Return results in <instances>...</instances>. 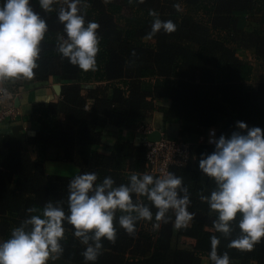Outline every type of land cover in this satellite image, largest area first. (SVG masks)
<instances>
[{
  "label": "trees",
  "instance_id": "1",
  "mask_svg": "<svg viewBox=\"0 0 264 264\" xmlns=\"http://www.w3.org/2000/svg\"><path fill=\"white\" fill-rule=\"evenodd\" d=\"M32 3L49 32L35 77L9 88L45 85L53 78L62 92L59 99L34 102L29 120L37 129L26 139L0 133V239L10 237L30 207L42 209L49 200L67 206L74 176L49 174L48 160L73 162L78 174L93 171L100 180L111 176L117 184L127 183L133 173L153 174L147 168L146 135L139 131L160 111L166 135L191 145L189 164L171 170L189 189L194 219L176 229L170 212L172 220L159 229L138 222L135 236L118 227L116 241L104 240L95 264H212L210 237L220 234L213 230L215 214L200 196L209 194L214 182L198 162L201 153L214 151L205 139L211 126L219 128L218 137L240 131L237 121L264 129V0H86V19L100 24L102 37L97 70L87 72L58 52V37L64 34L58 7L46 13L38 0ZM124 7L131 14H124ZM152 10L162 20L171 19L177 30L147 39ZM242 51H250L254 62L243 59ZM147 79L154 81L151 91L143 86ZM179 120L177 135L166 129ZM30 145L37 149L36 159ZM238 231L233 225L231 238ZM65 236L64 253L49 264H85V245L71 225ZM181 238L191 239L192 245L180 246ZM220 239L218 251H227L231 264H264V238L251 251L228 248L229 239Z\"/></svg>",
  "mask_w": 264,
  "mask_h": 264
},
{
  "label": "clouds",
  "instance_id": "2",
  "mask_svg": "<svg viewBox=\"0 0 264 264\" xmlns=\"http://www.w3.org/2000/svg\"><path fill=\"white\" fill-rule=\"evenodd\" d=\"M43 12L58 7L63 35L58 37V52L81 70H97L100 51V24L87 20L86 0H38ZM144 3V0H139ZM179 10V5H177ZM154 18L147 39L160 31L172 33L177 24ZM49 25L32 0H0V98L10 96L9 83L32 80L39 68L41 45ZM230 136L210 130L211 154L201 153L198 168L214 182L209 194L200 199L215 214L213 230L229 239L228 248L251 251L264 238V129L237 121ZM65 202L49 200L42 209L30 207V214L12 229L8 239H0V264H49L64 253L66 227L85 245V264H95L102 254L104 240L115 242L118 227L135 236L140 221L159 229L172 220L174 227L187 228L195 214L189 211L191 199L183 177L162 169L160 175L133 173L127 183L117 184L111 176L103 180L89 171L76 174L68 183ZM155 209V211H153ZM233 225L238 234L232 237ZM220 236L212 235L209 258L212 264H231L227 251L220 253Z\"/></svg>",
  "mask_w": 264,
  "mask_h": 264
},
{
  "label": "crops",
  "instance_id": "3",
  "mask_svg": "<svg viewBox=\"0 0 264 264\" xmlns=\"http://www.w3.org/2000/svg\"><path fill=\"white\" fill-rule=\"evenodd\" d=\"M16 83L12 82L7 84L14 85ZM62 84L60 82L55 81L53 78L48 84L35 86H20L16 88L15 95V103L19 110V118L16 123H11L9 121L0 123V133H10L14 136H17L21 139H26L27 136L37 129L35 123L29 120V116L33 110V104L35 101L39 100H56L61 97V93H59L56 89V85ZM144 88L148 91H151L154 87V81L151 79H147L143 84ZM62 92V89H61ZM17 100H19L17 104ZM161 103L167 104V100H162ZM163 115L160 111H156L154 113L153 118L150 121L149 128L160 129L164 134L166 132L164 129V122L162 120ZM181 121L170 122L166 124V129L171 130L176 135L178 134L181 126ZM139 133H144L143 131H139ZM29 150L33 159H36L37 149L35 146L30 145ZM46 170L49 174L54 175H65V176H75L79 173L80 169L73 163L69 161H59V160H48L46 161Z\"/></svg>",
  "mask_w": 264,
  "mask_h": 264
},
{
  "label": "built area",
  "instance_id": "4",
  "mask_svg": "<svg viewBox=\"0 0 264 264\" xmlns=\"http://www.w3.org/2000/svg\"><path fill=\"white\" fill-rule=\"evenodd\" d=\"M8 89L10 96L0 98V123L5 121L16 123L19 118V110L15 103L16 93L9 87ZM212 129H215V135L218 138L219 128L213 125L207 131L205 138L207 142ZM142 131L146 135L153 129L146 127ZM145 146L147 148V168L153 174L160 175L162 169L172 171L173 166H186L190 162L191 145L187 141L175 139L163 133L158 141L152 142L145 139Z\"/></svg>",
  "mask_w": 264,
  "mask_h": 264
},
{
  "label": "rangeland",
  "instance_id": "5",
  "mask_svg": "<svg viewBox=\"0 0 264 264\" xmlns=\"http://www.w3.org/2000/svg\"><path fill=\"white\" fill-rule=\"evenodd\" d=\"M117 2H120V3H122V1L123 0H116ZM124 14H126V15H128V14H131V8H129V7H124ZM240 55H241V57L243 58V59H250V60H252L253 62H254V58L251 56V52L250 51H242V52H240ZM256 63V62H255ZM255 68H256V73H257V75L259 76V71H261L260 70V67H259V65L258 64H256V66H255ZM258 78H257V76H256V80L255 81H258L257 80ZM17 82V81H16ZM16 84V83H15ZM177 122V121H176ZM170 132H172L171 130H170ZM172 133H174V132H172ZM178 244L180 245V246H182V247H190V245H192V242H191V239H188V238H181V240L179 241V239H178ZM207 260L208 259H204V262H206L207 263Z\"/></svg>",
  "mask_w": 264,
  "mask_h": 264
},
{
  "label": "water",
  "instance_id": "6",
  "mask_svg": "<svg viewBox=\"0 0 264 264\" xmlns=\"http://www.w3.org/2000/svg\"><path fill=\"white\" fill-rule=\"evenodd\" d=\"M56 89H57V91L59 93H61L62 87H61L60 84H57L56 85ZM18 102H19V100H17V104H18ZM162 136H163L162 130H160V129H154L153 131H151V132H149V133L146 134V139L148 141L155 142V141L160 140L162 138Z\"/></svg>",
  "mask_w": 264,
  "mask_h": 264
}]
</instances>
